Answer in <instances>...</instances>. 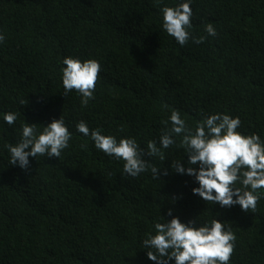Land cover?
Listing matches in <instances>:
<instances>
[{"label":"trees","instance_id":"obj_1","mask_svg":"<svg viewBox=\"0 0 264 264\" xmlns=\"http://www.w3.org/2000/svg\"><path fill=\"white\" fill-rule=\"evenodd\" d=\"M181 2L0 0V264H154L143 240L173 217L197 227L218 219L236 236L229 264H264V197L244 212L193 195L194 177L171 168L188 166L180 137L164 160L145 155L168 171L153 179L150 170L128 176L122 160L76 130L83 120L117 140L135 138L146 152L176 109L193 130L213 114L239 117V133L264 141V0H191V35L207 38L183 47L160 11ZM68 56L101 64L87 106L77 91L65 95ZM7 112L18 115L11 126ZM60 117L72 134L61 156L29 157L26 171L13 166L5 144L20 141L22 125L40 132Z\"/></svg>","mask_w":264,"mask_h":264},{"label":"clouds","instance_id":"obj_2","mask_svg":"<svg viewBox=\"0 0 264 264\" xmlns=\"http://www.w3.org/2000/svg\"><path fill=\"white\" fill-rule=\"evenodd\" d=\"M160 11L163 29L180 46L183 47L189 39L196 44L205 42L206 36L191 35V0H184L174 7L164 6ZM204 30L208 36L217 35L211 23L206 24ZM4 40V35L0 34V43ZM62 63L66 66L61 69L65 95L75 90L81 96V105L87 106L95 98L101 64L95 59L81 61L72 56L64 58ZM17 118L14 112L3 114L4 121L10 126ZM169 122L170 128L167 127ZM164 124L166 127L161 132L159 146L156 141L149 140L146 152L135 138L117 140L112 135H103L101 128L90 129L83 120L76 124V130L90 137L98 150L122 160L123 172L128 176L137 177L150 170L153 179H159L162 169L146 160L145 155L164 160L163 150L175 143L174 137H180L181 146L187 152L188 166L173 161L171 168L177 174L194 177L199 187L192 189L193 195L205 202L219 204L221 208L239 205L244 212L256 211L258 201L264 197V192L259 191L264 189V141L256 134L244 136L239 133V117L213 114L198 121L193 130L181 118L179 110L172 109ZM71 139L72 134L60 117L53 119L40 132L36 124L22 125L20 141L15 146L5 144V147L11 154V164L26 171L30 167L29 157L47 155L48 158H59L69 147ZM162 174L167 176L168 171L163 170ZM238 181L242 188L234 187ZM167 215L172 216L171 209ZM154 228L155 235L148 233L143 240V246L150 249L147 258L154 264H169L172 260L175 264H229L234 251L236 236L218 219L197 227L195 219L182 223L179 217H173L164 223H156Z\"/></svg>","mask_w":264,"mask_h":264}]
</instances>
